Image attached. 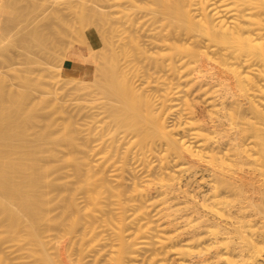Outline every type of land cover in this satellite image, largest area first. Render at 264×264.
<instances>
[{
  "label": "bare ground",
  "instance_id": "1",
  "mask_svg": "<svg viewBox=\"0 0 264 264\" xmlns=\"http://www.w3.org/2000/svg\"><path fill=\"white\" fill-rule=\"evenodd\" d=\"M28 1L41 21L45 9L61 12L62 33L91 22L110 67L92 47L94 80L70 68L64 88L82 100L99 87L108 95L85 115L70 108L81 117L66 114L56 130L36 124L52 87L39 107V76L32 87L19 74L13 90L0 70V264H264V0ZM102 66L117 82L110 92Z\"/></svg>",
  "mask_w": 264,
  "mask_h": 264
},
{
  "label": "rangeland",
  "instance_id": "2",
  "mask_svg": "<svg viewBox=\"0 0 264 264\" xmlns=\"http://www.w3.org/2000/svg\"><path fill=\"white\" fill-rule=\"evenodd\" d=\"M8 1H10V2H13L14 0H8ZM21 1H25L24 3H22ZM39 1V0H38ZM41 2L42 1H44V0H40ZM39 1V2H40ZM48 1V0H47ZM46 1V2H47ZM50 1H52L55 5L57 4V2H54V0H50ZM61 1H63V0H58V2H61ZM4 2H6V3H8V4H10V2H7V0H4ZM15 2L16 1H14L13 2V4H15ZM29 1L28 0H17V2L16 3H18L17 5H19L20 4V7H19V9H21L22 7H24V4H25V11L24 12H26V13H22V10H21V12H20V10H19V12H20V15L19 16H15V14H16V12H11L12 11V9L14 8L16 11H18V8L16 7L17 5L15 4V6L13 5V6H11V4L10 5H8V4H4V6L6 5L7 7L8 6H10L9 8H11V9H8V8H5L4 9V11H3V13H5L6 12V10H9L8 12H6V14L4 15L3 13V15L4 16H2V14H1V18H0V23H1V25L0 26H2V24L4 23L5 24V22H6V24H8V26L6 25H3V27H1V30H0V35L2 36V38H1V36H0V44H2V46H5L6 44H4L3 45V42H6L7 40V44H9V43H11L12 42V39L14 38V40H13V44L11 43L10 45H11V47H12V45H13V49H11V51H6V50H3L2 51V49H8V47H5V48H0V51H2L4 54H5V56H3L4 54H2V52L0 53V57L2 56V57H4L3 59L5 60V58H6V60L8 61V62H4L3 61V59H1L0 58V70L2 71L3 70V72L6 74V73H9L8 75H6V81L5 80H3V81H5L6 83H2L5 87L7 86V87H9V89H13V87L15 88V90L16 89H18L19 88V86H20V84L21 83H19V82H21L20 81V78H19V74L21 75V74H23V75H25L24 73H26V74H28V76L30 75V77H31V82L32 81H34L35 82V79H33L32 77H38V83L40 82V81H42V82H40V84H38V85H40V86H36V87H34L33 89H32V84L34 85V82H32L31 83V89H32V94H31V101L33 100V101H35L36 100V102L39 104H41V106L39 105V107H42L46 102H48L49 103V101H47L46 100V102H45V100L44 99H48L49 97H50V95L52 96L51 98L53 99V97H54V95H55V97H54V101L53 100H51L50 98V101L52 102V104H51V102L48 104V105H44L45 107H43V108H38V109H40L39 111H42L41 112V116L39 117V119L37 120L38 122H36V124L38 125V124H40L41 123V121H42V119H43V123H41L40 125L42 126V125H44L45 123H52L53 125H54V123L55 124H57L56 126L58 127L59 125H60V129L61 128H63L64 127V125L66 124V122L67 121H65V120H68L67 119V116L68 117H70L69 119H71V115L73 114V112L74 111H76L77 113L79 112V114H83L84 112L86 113V111L88 110V111H92V109L91 108H93V110L96 108V106H94L93 107V105H96L95 103L96 102H98V103H100L101 101V94H104V92L106 93V88H105V90H104V92H99L100 91V88L102 89V88H104V87H99L100 85L102 86V83H105V84H108L109 85V83H106V77L107 78H110V73H111V71L109 70V72L107 71V69H105L104 68V66L105 67H108L109 66V62L107 61L108 59L107 58H105L106 57V54L104 55V54H102V51H105L104 53H106V51H108V50H106V47H105V50H104V48H102L101 46H102V42H100L99 40H101V39H99V40H96V39H94L95 38V36H92L91 34H93L94 32L92 31V29H90V27L92 28V25L91 26H89V23H91L90 21H88V20H86L85 21V19H83L82 20V22L83 21H85L83 24H82V27H79V25H81L80 23L79 24H76L79 28H80V33H79V31H77V30H75V28H77L78 29V27H76V25H74V28H71V29H74L73 31H74V33H72L73 31L71 30V31H69L70 30V28H68V29H66L67 28V26H64L63 24H62V26H61V23H62V18H59V17H61L62 15H60L61 14V12H58L57 11V14L55 13L56 12V10L55 9H53V8H50V10H48L49 12H52V9H53V14L52 13H49V12H47V11H45L44 10V12H46L45 14H46V16H45V14H44V17H42V21H43V19L45 20V21H49L50 20V23H46L45 21H43L44 23H42V21L40 20V18H41V14H38L39 16H40V18L37 16V18L36 17H34V14H33V11H30V9H28L29 7H28V3ZM45 2V3H46ZM21 3H22V5L23 6H21ZM44 3V4H45ZM90 3V2H89ZM54 4H52V3H50V2H47V5H49L48 7H51L52 5H54ZM26 5H27V7H26ZM47 5H44V7H46ZM13 7V8H12ZM17 8V9H16ZM106 8V7H105ZM14 9H13V11H14ZM29 10L30 11V15L29 14H27V10ZM19 12H17V13H19ZM21 13H22V15H21ZM32 13V14H31ZM54 13L56 14L55 16H54ZM8 14V15H7ZM11 14H13V16H11ZM51 15V16H48V15ZM28 15V16H27ZM33 15V16H32ZM59 17H58V16ZM47 16L50 18H47ZM61 20L60 22L61 23H58L59 21V19H55V18H57V17ZM6 17H8V18H10V19H8V18H6ZM19 17L21 18L20 20H19ZM24 17V18H23ZM28 17V18H27ZM33 17V18H32ZM6 18V19H5ZM30 18V21L31 20H35L34 18H36L37 20H39L38 22L40 23L39 25H38V22H37V20H35V22L34 21H32V24L34 25H36V26H38L40 29H38L37 30V32L38 31H40L41 30V26H42V30H43V27H44V29H46V30H41V32L40 33H42V37H41V34L39 35V32L35 35V29H37L38 27H36L35 29H34V27L31 25V22H30V24L28 25V24H25V23H27V21H29V20H27V19H29ZM39 18V19H38ZM54 19V21H53V19ZM95 18V17H94ZM3 19V20H2ZM16 19V20H15ZM23 19V20H22ZM25 19V20H24ZM48 19V20H47ZM13 22H12V21ZM15 20V21H14ZM4 21V22H3ZM12 22V24L10 23V22ZM17 21V22H16ZM58 21V22H57ZM95 21H96V19H95ZM9 22V23H8ZM15 22V23H14ZM19 22H21V24L22 23H24L25 25H27L29 28H28V30L25 32L24 31V28H25V26H24V24H22V25H20V23ZM78 21H76V22H74V23H77ZM81 22V23H82ZM89 22V23H88ZM14 23V24H13ZM17 23L19 24V25H17ZM64 24H66L67 25V23H65V21L63 22ZM16 24V25H15ZM44 24V25H43ZM46 24L47 25H49L50 27L51 26H55L56 24H60L59 26L58 25H56V29L58 30V31H61V33L60 32H58L56 29H55V27L53 26V28L51 27H49V29H48V31H47V27L48 26H46ZM52 24V25H51ZM10 25H14V26H12V27H14L15 28V26H16V31H15V29L14 28H12V27H9ZM89 27H88V26ZM4 26H5V28H4ZM21 26H23V28L21 27ZM30 26L33 28H31L32 29V31H30V32H33V33H30L29 32V34H31V36L29 37V34L27 35V33H28V31H29V29H30ZM61 26V27H60ZM8 27V28H7ZM20 27H21V29L22 30H20ZM59 27V28H58ZM63 27H66V28H64V29H66V32L65 33H62V31H63ZM9 28H10V30H9ZM17 28H18V30H20V31H18L17 30ZM81 28H83V30H81ZM4 29H5V31H4ZM12 29H14V31H11ZM60 29V30H59ZM87 29V30H86ZM49 30H54L53 32H55V34L54 33H51L50 34V32H49ZM79 30V29H78ZM1 31H3V32H1ZM25 33H24V32ZM45 31V32H44ZM70 33H69V32ZM82 31V32H81ZM4 32H6V33H4ZM10 32H13V34L11 33V34H9ZM58 32V34H56ZM92 32V33H91ZM3 33V34H2ZM23 34L21 37V40H18L19 39V37L18 36H20V35H17V34ZM44 33V34H43ZM47 33H49L50 35H46ZM60 33V34H59ZM72 34L71 36L69 35L68 36V34ZM77 34L78 35V37H77V35H75V38H74V34ZM89 33H90V35H89ZM4 34H6V35H8V36H10L9 38H8V36H6V35H4ZM15 34V36H13ZM32 34H34V36H36V37H34ZM55 36H54V35ZM81 34V35H80ZM17 35V36H16ZM27 35V36H26ZM53 35V36H52ZM59 35V36H58ZM89 35V36H88ZM94 35V34H93ZM95 35H96V32H95ZM3 36H5V37H7V38H5V40L3 39L4 37ZM13 38H12V37ZM37 36H40V38L39 37H37ZM45 36V37H44ZM48 36H50V37H48ZM94 37L93 39H92V37ZM18 39H17V38ZM28 37V38H27ZM35 38L34 39V41L35 40H38V42H39V44L41 43V45H40V48H42L41 46L43 45V48H44V45L45 46H47L46 48H44V49H46L47 51H45L44 49L42 50V49H40V48H38L39 47V45L38 44H36L34 41H33V39H32V42H31V39L30 38ZM47 37V38H46ZM68 37V38H67ZM116 37V36H115ZM114 37V38H115ZM12 38V39H11ZM17 40H16V39ZM36 38H38V39H36ZM42 38V39H41ZM67 38V39H66ZM72 38V39H71ZM96 38H98V36H96ZM3 39V40H2ZM7 39V40H6ZM28 39V40H27ZM48 41H47V40ZM52 39V40H51ZM58 39V40H57ZM71 39V40H70ZM86 39H87V41H86ZM11 42H10V41ZM28 42H27V41ZM44 41V40H46V42H44V44H42V41ZM57 40V41H56ZM64 40V41H63ZM96 40V41H95ZM115 40H116V38H115ZM118 40V39H117ZM116 40V41H117ZM19 41V42H18ZM85 41V42H84ZM115 41V42H116ZM9 42V43H8ZM17 42V43H16ZM29 42H31V44L33 45V47L31 46V47H29L31 44L29 43ZM50 42V43H49ZM57 42H59V43H57ZM19 43V45L20 46H16L15 48H14V44H18ZM25 43H29L28 44V46L26 47V44ZM46 43H48V44H46ZM53 43H54V45H53ZM56 43V44H55ZM68 43V44H67ZM118 42H116V44H117ZM22 44H24L23 46H22ZM36 44V45H35ZM63 44V45H62ZM94 44V45H93ZM97 44V45H96ZM115 44V43H114ZM10 45H7V46H10ZM38 45V46H37ZM49 45V46H48ZM51 45H53V46H51ZM59 45H61L60 47H59ZM1 46V45H0ZM22 46V47H21ZM34 46H36L37 47V49H36V47L34 48ZM56 46V47H55ZM19 47V48H18ZM27 49V51H29V52H27L25 49ZM55 47V48H54ZM63 47V48H62ZM93 47V48H92ZM99 47H101V48H99ZM115 47H116V45H115ZM16 48H18V49H16ZM21 48V49H20ZM22 48L24 49V50H22ZM29 48V49H28ZM91 48L93 49V52L94 53H97V54H99V56H97V57H99V58H104V59H102L101 61H104V62H102V63H105V65L104 64H102L101 63V65H104V66H102V68H104V70H105V72H106V74H105V72L104 71H100L101 73H104L105 74V77H104V79H101L102 78V76H101V78H100V82L102 81V83H100L99 85H95L96 87L98 86L99 87V90L97 91L96 89L94 90H91L89 93V95H87V96H89V97H87L88 99V101L87 100H85V99H83L82 100V98L80 99V98H76L77 96H75V94L73 93V92H69V89H67L68 88V85H66V86H64V84L66 83L67 84V82L65 81L64 82V79L66 80L67 78L66 77H68V71H67V69H70V67H77L78 69H79V71H75L76 72V74H75V76L77 77H79V78H85V79H93L94 77H95V75H96V69H97V67H96V64H95V60L96 59H94V57H93V52H92V50H91ZM102 49V51L101 50H99L100 52H101V55H104L105 57H102V56H100V52H98V50L97 49ZM9 49H10V47H9ZM15 49V50H14ZM21 50V52H20V50ZM32 49V50H31ZM40 49V50H39ZM53 50V51H51V50ZM95 49V50H94ZM34 50H36V51H34ZM42 50V53H40V51ZM50 50V51H49ZM14 51L16 52V54L14 53ZM26 51V53H24ZM47 54H45L44 52ZM48 51H49V53H48ZM6 52V53H5ZM9 52V53H8ZM10 52H12V53H10ZM23 52V54L25 55H22L21 53ZM30 52H31V54H30ZM37 52V53H36ZM39 52V53H38ZM51 52L54 54H51ZM64 52V53H63ZM18 53V54H17ZM20 53V54H19ZM28 53V55H29V58H28V56L26 55ZM58 53H59V55H58ZM6 54H14L13 56L15 57V58H13V56L11 55V57L13 58V59H11V57H10V55H6ZM41 54V55H40ZM107 54H108V52H107ZM17 55H19V56H17ZM21 55V56H20ZM31 55V56H30ZM36 55H37V57H36ZM39 55V56H38ZM45 55V56H44ZM49 55V56H48ZM51 55V56H50ZM61 55V56H60ZM64 55V56H63ZM24 56V57H23ZM34 57V60H33V57ZM57 56V57H56ZM16 57L19 59H17V60H15L16 59ZM25 57H27V58H25ZM40 57H42V58H40ZM45 58V60H44V58ZM51 57V58H50ZM59 57V58H58ZM36 58V59H35ZM25 59V60H24ZM28 61H27V60ZM30 59H31V61H30ZM38 59H41V61L39 62V60ZM5 60V61H6ZM11 60V61H10ZM15 60V61H14ZM12 61H13V63H12ZM20 61V62H19ZM25 62V63H23V62ZM27 61V62H26ZM34 61L36 62V64H41V62H42V66L40 65L39 67H41L42 69L43 68H45V64H46V67L48 68H46V70H41V68H39V67H37L36 66V64L34 63ZM60 61V62H59ZM23 64H22V63ZM38 62V63H37ZM44 62H45V64H44ZM48 62V63H47ZM1 63H3V64H1ZM5 63V64H4ZM8 63V64H7ZM17 63V64H16ZM34 63V64H33ZM49 63H51L50 65H49ZM14 64H15V66H14ZM19 64H21V65H19ZM48 64V65H47ZM52 64L53 65H55L54 67H51L52 66ZM57 64H60V66H58ZM106 64H108V65H106ZM6 65V66H5ZM13 67L14 66V70H13V68L11 67V66ZM23 65V66H22ZM11 67L12 69H9L8 67ZM16 66H19L18 68L19 69H24V70H18V68H16ZM22 66V67H21ZM50 66V67H49ZM61 67V68H58V67ZM95 66V67H94ZM5 67H6V69H8V70H6L5 69ZM24 67V68H23ZM34 67V68H33ZM110 67V66H109ZM29 68V69H28ZM35 68H36V70H35ZM53 68V69H52ZM95 68V69H94ZM15 69H16V71H15ZM40 69V70H39ZM55 69V70H54ZM108 69H110V68H108ZM9 70H11L12 71V73L9 71ZM26 70V72H24ZM38 70H39V72H38ZM54 70V71H53ZM57 70H59V71H57ZM0 71V72H1ZM7 71H9V72H7ZM20 71V72H19ZM30 71V72H29ZM36 71V72H35ZM44 71V72H43ZM50 71H52V72H50ZM93 71H95L96 73H94ZM98 71V70H97ZM15 72V73H14ZM42 72L44 73V74H42ZM46 72V73H45ZM108 72V73H107ZM2 73V72H1ZM4 73H2V74H4ZM49 73V74H48ZM52 73V74H51ZM1 74V75H2ZM12 74V75H11ZM13 74L15 75V76H13ZM43 76H42V75ZM57 74V75H56ZM1 75H0V77H1ZM17 75V76H16ZM32 75V76H31ZM52 75H53V77H52ZM54 75H56L57 77H55ZM107 75V76H106ZM4 76V75H3ZM2 76V77H3ZM70 76V75H69ZM72 76V75H71ZM104 76V75H103ZM9 77H11V79H9ZM40 77H42V78H40ZM63 79H62V78ZM14 78V82L12 81V79ZM43 78H44V80H43ZM48 78H49V80H48ZM47 79V80H46ZM52 79V80H51ZM58 79L60 80V81H58ZM106 79V80H105ZM112 79L113 80H111V81H115V79L112 77ZM55 80V81H54ZM63 80V81H62ZM94 80V79H93ZM2 81V82H3ZM8 81H11V82H8ZM18 81V82H17ZM37 81V80H36ZM45 81H47L46 83H45ZM52 81V83H50ZM105 81V82H104ZM110 81V79H108L107 80V82H109ZM110 81V82H111ZM53 82H54V84H53ZM59 82V83H58ZM60 82H63V83H61L60 84ZM116 82V81H115ZM13 83L15 84V85H13ZM112 84L111 85H109V87H110V89H109V92L111 91V87H112V85L115 87L116 85H115V83L114 82H111ZM2 84L0 83V85H1V87H2ZM12 84V85H11ZM45 84V85H44ZM116 84H117V82H116ZM17 85V86H16ZM35 85H36V83H35ZM50 85V86H49ZM53 85V86H52ZM63 85V86H62ZM44 86H45V88H44ZM59 86H60V88H59ZM95 86H92L93 88L95 87ZM105 86V85H104ZM6 87V88H7ZM41 87H43V88H41ZM51 88V90L53 89V91H51V90H48V93H50L49 94V97H47V98H44L43 96H44V94H45V97L46 96H48V94H46V92L47 91H44V90H47V89H49V88ZM64 87H67V88H64ZM106 87V86H105ZM108 87V86H107ZM43 89L42 90V94H41V90H39V89ZM65 90H64V89ZM91 88V87H90ZM5 89V88H4ZM37 91H36V90ZM55 89H57V90H55ZM98 89V88H97ZM108 89V88H107ZM14 90V89H13ZM36 92H35V91ZM60 90V91H59ZM64 90V91H63ZM44 91V92H43ZM51 91V92H50ZM71 91V90H70ZM94 91H97V92H99L98 94L97 93H94V94H97V95H93L91 92H94ZM54 94H53V93ZM55 92H57V93H55ZM67 92V93H66ZM41 95H40V94ZM62 93V94H61ZM69 93V94H68ZM101 93V94H100ZM34 94H35V96L37 97H35L34 96ZM37 94V95H36ZM61 94V95H60ZM65 94V95H64ZM67 94V95H66ZM100 94V95H99ZM107 95H108V90H107V93H106ZM110 94V93H109ZM42 96V98H44L43 100H44V102H43V100H41V98L39 97V96ZM60 95V96H59ZM63 96H65V97H63ZM94 97V96H96L97 98H100V100L98 99V101H97V99L94 97V101H92V98L91 97ZM98 96H100V97H98ZM104 96H105V94H104ZM32 97H34V98H32ZM56 97H59L58 99L56 98ZM106 97V96H105ZM109 97V96H108ZM107 97V98H108ZM62 98V100H59V99H61ZM64 98V99H63ZM103 98V97H102ZM57 99V100H56ZM66 99V100H65ZM68 99V100H67ZM89 99H90V101H92L94 104H91L92 102H90L89 101ZM96 99V100H95ZM42 101V102H39V101ZM72 100V101H71ZM102 100H105V99H102ZM58 101H60L61 103L64 101V104L63 105H58ZM69 101V102H68ZM100 101V102H99ZM36 102H33V103H35L34 105H37L36 107H38V104L36 103ZM59 102V103H60ZM67 102V103H66ZM60 103V104H61ZM65 103H66V106H64L65 105ZM77 103V104H76ZM51 104V105H50ZM74 104V105H73ZM79 104V105H78ZM83 104V105H82ZM88 104V105H87ZM56 105L57 106H60V109H61V112H60V109H59V107H56ZM71 105H73L74 106V108H73V106H71ZM75 105H76V108L77 109H75ZM77 105H78V107H77ZM87 105V106H86ZM51 106V107H50ZM71 106V107H70ZM80 106V107H79ZM88 106L90 107V110L88 109ZM50 107V108H49ZM54 109H53V108ZM68 109H67V108ZM48 108V109H47ZM70 108L71 109H73L74 111H71L70 110ZM83 108V109H82ZM87 108V109H86ZM65 111H64V110ZM79 109H80V111H79ZM49 110V111H48ZM55 112H54V111ZM64 111V113L61 115L60 113H62L63 111ZM67 110H68V113H65V112H67ZM82 110H83V113H81L82 112ZM87 111V112H88ZM49 112V115L47 114ZM51 112H52V114H51ZM75 112V113H76ZM40 113V112H39ZM46 114L45 116H43L44 114ZM54 113H56V114H54ZM72 113V114H71ZM74 113V115H72V117H74V118H76V117H79V116H76L77 114H75ZM85 113H84V115H85ZM65 114V115H64ZM66 114H67V116H66ZM78 114V115H79ZM52 115H54V116H52ZM57 115H59L58 117H55V116H57ZM84 115H83V119H84ZM46 116H48V117H46ZM76 116V117H75ZM43 117V118H42ZM55 117V118H54ZM63 119H62V118ZM65 117H66V119H65ZM80 117H81V115H80ZM79 117V118H80ZM41 118V119H40ZM46 118V119H45ZM53 118V119H52ZM74 118H73V120H74ZM85 118H86V116H85ZM49 119V120H48ZM57 121V123H56V121ZM65 119V120H64ZM82 119V120H83ZM50 120H53V121H50ZM59 120H60V122H59ZM63 122H62V121ZM76 121H77V119H75ZM80 120V119H79ZM81 120V121H82ZM47 121V122H46ZM76 121H74V122H76ZM81 121H80V123H81ZM84 121V120H83ZM82 121V122H83ZM45 122V123H44ZM54 122V123H53ZM79 122V121H78ZM78 122L76 123V125H78ZM58 123H60L59 125H58ZM63 124V126H61ZM36 125V126H37ZM39 125V126H40ZM53 125H51V127L53 126ZM81 125V124H80ZM56 126L54 125L53 127L56 129ZM50 127V128H51ZM57 130V129H56Z\"/></svg>",
  "mask_w": 264,
  "mask_h": 264
},
{
  "label": "crops",
  "instance_id": "3",
  "mask_svg": "<svg viewBox=\"0 0 264 264\" xmlns=\"http://www.w3.org/2000/svg\"><path fill=\"white\" fill-rule=\"evenodd\" d=\"M70 68H74V69H76L77 71H79V69H78L77 67H70Z\"/></svg>",
  "mask_w": 264,
  "mask_h": 264
}]
</instances>
